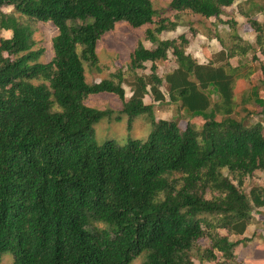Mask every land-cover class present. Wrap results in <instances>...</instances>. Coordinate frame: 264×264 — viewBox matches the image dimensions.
Segmentation results:
<instances>
[{"label": "trees", "instance_id": "16d2710c", "mask_svg": "<svg viewBox=\"0 0 264 264\" xmlns=\"http://www.w3.org/2000/svg\"><path fill=\"white\" fill-rule=\"evenodd\" d=\"M236 1L172 0L158 10L155 0H0V31L12 33L0 39V264L7 254L14 264H134L141 257L142 264H242L236 250L252 243L253 209H264V186L244 191L264 172V89L247 99L260 107L261 121L233 117L236 80L252 74L230 60L257 51L239 35L238 21L222 19ZM238 12L264 54V20L253 17L264 16V7L247 0ZM186 14L214 22L208 36L224 48L220 66L189 54L186 35L161 39L188 26ZM32 21L58 29L49 63ZM119 23L145 29L131 55L129 100L121 71L98 84L87 80L86 65L99 70V44ZM220 24L230 26L228 39ZM170 51L177 68L164 80L157 63ZM148 62L152 74L138 75ZM164 82L170 102L194 119L185 130L157 121L145 103L149 95L166 101ZM104 93L121 100L129 131L140 116L150 118L146 141L97 142L95 125L115 111L85 102Z\"/></svg>", "mask_w": 264, "mask_h": 264}, {"label": "rangeland", "instance_id": "374dc122", "mask_svg": "<svg viewBox=\"0 0 264 264\" xmlns=\"http://www.w3.org/2000/svg\"><path fill=\"white\" fill-rule=\"evenodd\" d=\"M172 0H155L154 4L156 9L164 10L168 8ZM245 0H237L233 7L227 9V15L223 16L224 22L230 19L238 20L239 26L237 27L239 35L246 41H253L252 44L257 51L251 52L247 57L240 59L237 65H243V72L249 73L255 70V74L251 80L241 79L237 81V86L235 90V101H236V112L234 118L238 120H245L246 124L251 125L258 121H261L259 110L254 106V100L248 101L247 97L251 95V91H254V85L256 89H264L263 85V75L257 72L262 65H264V54L260 53L256 46V38L253 40V36L256 35L250 24L247 23L246 18L242 17L238 13V5ZM256 3L264 7V0H255ZM4 12L11 13L13 11L12 7H4ZM166 16H171L170 14H165ZM259 21L264 20V16L261 14H255L253 16ZM184 21L188 26L179 27L175 32L163 33L161 39L163 40H173L178 39L182 35H186L190 40V47L188 52L194 54L198 57L201 63L208 64L210 61L216 62V66H220V62L217 61V50L219 49L221 43L217 40H211L209 32H214V22L212 20H206L199 16H193L191 14L184 15ZM35 31V40L37 41V48H43L46 53L42 58V62L49 63L54 58L53 40L58 35V29L51 23H38L31 22ZM230 32V26L228 24L219 25V33L221 37L228 39ZM145 29H134L126 23H119L116 25L115 29L103 36L99 48V70L86 65L87 80L89 84H98L104 79H109L113 74L118 72H123L125 74L126 84L124 85L126 91V98L129 100L132 96V91L130 84L134 82V75L130 74L129 67L131 62V55L136 50L139 42L144 40ZM195 34V36H194ZM208 38L206 40L204 37ZM12 33L6 31H0L1 38H11ZM214 42V43H213ZM144 45L148 49H154V46L150 42H145ZM263 59V60H262ZM198 60V61H199ZM237 62H235L234 66ZM177 68L175 57L172 55V51L169 52V58L167 61H159L157 63V75L165 80V77L172 73ZM152 63L148 62L145 64V69L139 70L137 73L140 76H149L152 74ZM261 83V85H260ZM161 91L166 96V101L164 103L155 102L152 95L145 98V103L147 105H153L154 113L157 121L168 120L175 121L178 123L182 130L187 128L189 122H194L190 114L180 108V105L173 104L169 100V86L166 82L163 83ZM218 96H214V101H217ZM86 105L99 109L107 110L111 109L115 111L113 118H104L99 123L95 125L93 137L98 143L102 144L106 141H114L118 145L125 146L129 144L132 140L146 141L153 131L150 118L147 116H140L137 118L133 124L131 131L128 129V118L125 115H121L123 108L121 100L112 94H98L88 97L86 100ZM120 116L121 119H117ZM197 122L203 125L201 120ZM264 186V172L258 173L253 178L249 179L246 183L244 191L249 194L253 187ZM253 214L256 219L255 227L252 226L247 232V237L252 238V243L249 249H242V246L238 247L239 256L243 257L247 255H252L255 253L254 250L258 245H264V210L258 211L253 209ZM260 216V217H258ZM258 218H263L258 221ZM102 227L101 225H98ZM222 236H227L228 232L226 230H220ZM199 246L202 248L208 246V241L203 240L200 242ZM248 250V251H247ZM263 252V250H258L257 252ZM257 256H263L262 253H258ZM241 260V259H240ZM196 264H201L200 261L194 258ZM144 262V257L139 258L134 264H142ZM2 264H14V257L12 254H7ZM210 264V263H203ZM212 264V263H211ZM216 264V263H213ZM242 264H248L247 261L243 260Z\"/></svg>", "mask_w": 264, "mask_h": 264}, {"label": "crops", "instance_id": "0c3cea01", "mask_svg": "<svg viewBox=\"0 0 264 264\" xmlns=\"http://www.w3.org/2000/svg\"><path fill=\"white\" fill-rule=\"evenodd\" d=\"M245 1H247V0H245ZM240 4V3H239ZM239 13V12H238ZM240 14V13H239ZM236 20V19H235ZM236 21H238V20H236ZM204 37V36H203ZM206 40H209L208 38H206V37H204ZM255 38H256V35H254L253 36V40L255 41ZM213 40H216V39H213ZM212 40V41H213ZM218 41V40H217ZM256 42V41H255ZM214 43V42H213ZM218 43H220L219 41H218ZM249 43H251V44H254V42L253 41H249ZM224 50V48L222 47V46H220L219 47V49L217 50V52H215L217 55L219 54V53H221L222 51ZM189 54H191L196 60H199V58L198 57H196V56H194V54H192V53H190V52H188ZM263 60V59H262ZM240 61V58H234V59H232V60H230V63L234 66V64H235V62H237L236 63V65L238 64V62ZM200 64H203V63H201V61L199 60L198 61ZM237 66H240V65H237ZM237 66H234V67H237ZM243 67V66H242ZM262 67L257 71V72H261L262 73ZM243 70H244V68H242V72H243ZM255 70H252V71H250L249 73L250 74H252V76H251V79H252V77L254 76V74H255ZM243 73H245V72H243ZM248 74V73H247ZM241 79H244V78H239V79H237L236 80V83H235V88H234V95H235V90H236V84H237V81L238 80H241ZM251 79H247L248 81L249 80H251ZM260 85H261V83H260ZM254 89H256L255 88V85H254ZM260 91L261 92H263V90L262 89H260ZM252 92V91H251ZM247 99H248V97H247ZM249 101V100H248ZM255 106V105H254ZM255 108H257V110H259V113L258 114H260V107H258L257 105L255 106ZM236 109H237V107H236ZM260 116H262L261 114H260ZM262 118V117H261ZM264 209H259L258 211H263ZM258 217H260V216H258ZM261 219H263V218H261ZM261 219L260 218H258V221H261ZM254 227L256 226L255 224L253 225ZM250 244H253V243H250ZM249 244V245H250ZM250 246H247V247H243L242 246V249H249V252H250V248H249ZM254 250H256L255 251V253H254V255H253V253H251L252 255H245L244 257H243V259L241 258L242 257V255L241 256H239V252H238V248H237V250H236V255L238 256V259H239V261L240 262H242L243 260H245V261H247V263L248 264H264V253L263 252H257L258 250H263L264 251V245H258V247H256ZM248 251V250H247ZM258 253H262V255L263 256H257L258 255ZM241 259V260H240Z\"/></svg>", "mask_w": 264, "mask_h": 264}]
</instances>
